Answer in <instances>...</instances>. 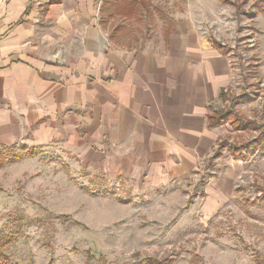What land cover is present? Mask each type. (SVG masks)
<instances>
[{
    "label": "crops",
    "instance_id": "obj_1",
    "mask_svg": "<svg viewBox=\"0 0 264 264\" xmlns=\"http://www.w3.org/2000/svg\"><path fill=\"white\" fill-rule=\"evenodd\" d=\"M223 4L234 6L0 0V148H57L140 189L189 186L199 212L213 217L237 198L244 163L257 152L227 154L231 124L211 123L235 84L213 20ZM163 12L161 29L147 36L144 27Z\"/></svg>",
    "mask_w": 264,
    "mask_h": 264
},
{
    "label": "rangeland",
    "instance_id": "obj_2",
    "mask_svg": "<svg viewBox=\"0 0 264 264\" xmlns=\"http://www.w3.org/2000/svg\"><path fill=\"white\" fill-rule=\"evenodd\" d=\"M263 4L250 0L241 12L223 4L213 17L235 67L224 108L237 101L235 111L258 124ZM164 12L144 27L147 36L161 29ZM227 128L226 149L259 134L253 126ZM5 149L19 156L0 165V264H264V147L244 163L237 198L213 217L199 212L202 199H192L189 186L168 194L140 189L102 178L57 148Z\"/></svg>",
    "mask_w": 264,
    "mask_h": 264
},
{
    "label": "trees",
    "instance_id": "obj_3",
    "mask_svg": "<svg viewBox=\"0 0 264 264\" xmlns=\"http://www.w3.org/2000/svg\"><path fill=\"white\" fill-rule=\"evenodd\" d=\"M225 2L233 3L236 7L237 12L243 8V5L247 2V0H224ZM243 13V12H242ZM241 14V13H239ZM225 95H223V99ZM237 102V101H235ZM234 101L232 103V107L230 108H221L218 111L214 112L210 118L211 123L213 125H220L225 123H230L235 130H249V126H253L255 130L259 132L258 136L253 139L245 140L238 144L231 143L229 144V150L234 153L236 156L246 158L248 155L254 154L259 147H264V124H258L254 121H251L249 118L242 117L239 115L235 109ZM219 151H217L218 153ZM17 154L11 153L5 148H0V165L6 164V162L17 161Z\"/></svg>",
    "mask_w": 264,
    "mask_h": 264
}]
</instances>
